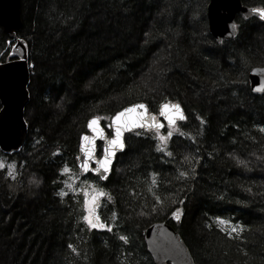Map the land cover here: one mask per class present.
Here are the masks:
<instances>
[{"label":"trees","instance_id":"16d2710c","mask_svg":"<svg viewBox=\"0 0 264 264\" xmlns=\"http://www.w3.org/2000/svg\"><path fill=\"white\" fill-rule=\"evenodd\" d=\"M242 2L264 7V0ZM207 3L20 0L21 26L9 34L0 26V52L10 51L4 42L16 37L26 43L25 119L33 112L20 150H0V158L17 166L14 177L0 169V264H154L143 240L152 221L173 225L194 264H264V94H252L246 78L250 67L264 64V56L258 38L244 46L238 41L243 26L256 20L264 27V21L237 14L238 34L216 43L207 29ZM200 35L224 51L227 62L239 63L238 80L214 65L221 62L198 46ZM156 44L165 48L167 61L153 72L148 88L138 71ZM180 67L192 73L181 75ZM211 76V92L189 99L193 84L205 85ZM134 101L152 111L162 102H179L187 120L177 127L185 135L174 133L166 148L173 155L167 156L156 151L155 131L126 133V151L117 154L109 178L87 175L113 197L102 201L100 215L114 231L89 230L81 220L83 196L66 188L60 171L67 164L78 173L79 136L90 116L109 118ZM181 171L188 176L178 179ZM149 187L166 198L156 213H150ZM176 208L183 213L180 221L171 215ZM216 217L238 222L245 231L229 239Z\"/></svg>","mask_w":264,"mask_h":264},{"label":"water","instance_id":"95a60500","mask_svg":"<svg viewBox=\"0 0 264 264\" xmlns=\"http://www.w3.org/2000/svg\"><path fill=\"white\" fill-rule=\"evenodd\" d=\"M253 8L264 7L246 5L242 0H208L206 17L209 34L216 42L234 38L238 30L232 25L237 14L245 18L255 16L260 19L259 15L251 11ZM0 26L7 34L14 33L20 28V0H0ZM14 44L16 48L10 49L13 55L8 60L0 62V150L5 153L16 152L23 146L29 127L24 116L29 101L28 84L30 80L27 46L19 37ZM261 68H264V65H253L247 72L248 88L253 94L264 93V91L253 90L264 88V72L253 71ZM136 103L146 104L143 101H134L121 106L115 112ZM127 132L129 131H125L124 134ZM84 133L91 135L87 128ZM78 155H80L79 143ZM76 165L78 168L77 161ZM143 239L146 251L150 254L154 264H194L192 253L183 237L172 224L166 221H152L144 229Z\"/></svg>","mask_w":264,"mask_h":264},{"label":"snow or ice","instance_id":"6c2138e0","mask_svg":"<svg viewBox=\"0 0 264 264\" xmlns=\"http://www.w3.org/2000/svg\"><path fill=\"white\" fill-rule=\"evenodd\" d=\"M253 13L259 15L261 20H264V8H253ZM233 28L237 26L232 25ZM7 47L12 49L16 48L10 40L4 42ZM13 53L0 52V61L5 56H11ZM253 71L264 72V68L254 69ZM254 91H264V88H255ZM107 119L109 122L102 125L101 121ZM197 119H201L197 117ZM187 116L184 113V109L179 103H172L171 101H165L159 104L158 111H150L149 106L144 103L130 104L127 107H123L121 110L115 112L109 118H103L100 116H93L87 120L86 128L91 133L88 135L82 132L79 136V152L80 155L75 157L78 162V168L81 174H88L93 178L98 177L101 181H106L109 178L110 173L113 170V161L116 158L117 152H125L126 144L124 140L125 131H133L135 129H147L155 131V139L159 141L156 146V151L162 152L167 156H172L171 151H166L169 141L172 139L174 133H178L180 136H184L185 133L180 131L177 127L178 121H186ZM201 123L204 121L201 119ZM168 127L167 135L161 134V129ZM264 132V128L260 129ZM139 135V133H137ZM98 142H100L98 144ZM58 153H53L57 155ZM187 159V158H186ZM243 163V161H238ZM7 168L9 176L13 175L15 164H6L4 160H0V169ZM70 172V168L67 164L61 169L60 175L63 176ZM187 172H179L178 179L186 178ZM157 174L152 173V185H157ZM76 180L80 177L76 176ZM85 187L78 189L83 196L81 220L87 225L88 229H106L108 232H113L114 228L103 222L100 215V209L102 207V201L106 199L109 203L113 201V197L110 193L104 191L103 188L97 187L96 184L90 183L87 179L84 181ZM69 189L73 188L72 183H68ZM148 191L152 193L154 204L150 209V213H156L160 208L164 207V201L166 198H162L160 195H156L153 192V187H149ZM67 193L60 192L59 195L63 197ZM135 195V193H133ZM173 204L175 201L172 202ZM181 203H183L181 201ZM145 208L147 205L144 206ZM171 211V209H169ZM142 211L140 215H144ZM182 210L176 208L171 211L172 217L180 221L182 216ZM113 218H117V214L113 213ZM216 224L219 226V231L224 233L229 239L240 238L245 231L244 226L240 224H232L230 221L221 217H216ZM212 227L211 224L206 225ZM119 239L124 243H128L126 236H119ZM68 248L72 253H76L77 249L73 244H68ZM246 254V253H245Z\"/></svg>","mask_w":264,"mask_h":264},{"label":"rangeland","instance_id":"374dc122","mask_svg":"<svg viewBox=\"0 0 264 264\" xmlns=\"http://www.w3.org/2000/svg\"><path fill=\"white\" fill-rule=\"evenodd\" d=\"M189 19V18H188ZM190 25L191 22L189 21ZM256 38H258V42L259 43H256L257 47L260 48V53L262 52L263 56H264V27H262L260 25V23L256 20H254L253 22H250L249 24H246L245 26H243V28L241 29V33H240V38H239V43L242 42L243 46L244 45H247V43H251L253 42ZM199 39L200 41H198L200 47H203L202 49L206 50V52H210L213 54V57L216 59H218L221 63L218 65V64H214V65H217L219 68H224L226 69V72H228V74H232L233 76L230 77V78H233L235 80H238L239 79V69H240V66H239V63H237L236 60H234L233 62L234 63H230V62H227L226 61V57L223 55V52L220 53L218 49H215L213 46L210 45V43H208L204 37H202V35L199 36ZM254 39V40H252ZM237 41V42H238ZM14 43V42H13ZM235 45L237 46L238 43H235ZM165 48L162 47V45H158L156 44V46H154L152 49H149L148 51V63H146V65L140 69L138 72H139V75L141 77V79L143 80L144 84L150 88L151 84H152V77H153V72H155L156 70H160L159 68L163 66L164 62L167 61L166 60V55L163 56V53ZM226 52V51H225ZM225 54V53H224ZM262 58V57H261ZM180 69V70H179ZM249 70V69H248ZM247 70V71H248ZM186 70L183 69L182 67L178 68V72L183 75V74H191L192 72H190V70H188L187 72H185ZM193 77V76H191ZM189 82L190 83H193L195 82V80L193 78H189ZM213 80L212 76H211V79L210 78H207L206 80V83L205 85L203 84H197V85H194L193 84V88L190 92V94L188 95L189 96V99L193 100V101H196L197 99L200 100L201 96H205L206 94H209L212 90L211 87H209L211 85V81ZM203 92L205 94H203ZM207 96V95H206ZM26 112V110H25ZM32 112L31 113L28 111L27 112V123H28V126L30 125L29 123V118L31 119L32 117ZM161 134H163L161 132ZM165 135V134H163ZM28 136V135H27ZM0 160H4L6 164H15V168H14V171H13V175L12 177H14L16 175V172H17V166H16V163L12 160H8V159H3V158H0ZM70 168V172L68 174H65V180H66V188L69 189L67 187V184L68 183H72L73 184V188L72 189H69L71 191H74V192H77L78 189L82 188V187H85V184H84V181L85 179H87L90 183H94L97 185V187L99 188H102L100 187L95 181L91 180L90 178H82V176L79 174V172L77 173L75 170H73V168L69 167ZM7 170V168H5ZM8 173V170L6 171ZM76 176H79L80 179L79 180H76L75 177ZM79 192V191H78ZM81 193V192H80ZM11 207L10 206H6L7 209H9ZM232 224H238V222H235V221H230ZM151 223V222H150ZM149 223V224H150ZM148 224V225H149Z\"/></svg>","mask_w":264,"mask_h":264}]
</instances>
